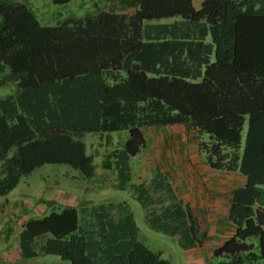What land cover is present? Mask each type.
I'll list each match as a JSON object with an SVG mask.
<instances>
[{"label":"trees","instance_id":"16d2710c","mask_svg":"<svg viewBox=\"0 0 264 264\" xmlns=\"http://www.w3.org/2000/svg\"><path fill=\"white\" fill-rule=\"evenodd\" d=\"M110 2L107 11L79 8L63 19L51 11L47 19L57 24L44 26L27 3L0 0V91L16 89L0 94V198L46 165H68L93 179L87 134L128 133L104 168L114 163L120 178H130L131 159L147 144L145 129L186 124L201 136L213 170L246 178L231 197L236 234L214 258L264 264V0H203L199 10L193 0ZM119 70L126 78L115 82ZM79 225L72 207L28 221L21 256L38 257L36 240L51 234L45 253L71 264H172L139 242L117 245L113 258L92 257Z\"/></svg>","mask_w":264,"mask_h":264},{"label":"rangeland","instance_id":"374dc122","mask_svg":"<svg viewBox=\"0 0 264 264\" xmlns=\"http://www.w3.org/2000/svg\"><path fill=\"white\" fill-rule=\"evenodd\" d=\"M36 3H33L31 9L38 20L46 25L57 24V18H45V11L47 10L48 13L50 12L49 14L52 11L63 19L70 16L72 10L80 8L82 13L88 10L91 14H95L99 10H109L111 4L110 0H77L71 7H56L49 0H36ZM96 3L100 4V9L98 6L94 7ZM82 5L83 8H81ZM128 11L129 14L132 13V10ZM54 14H52V17ZM166 22L170 23L173 21H161V23ZM10 92H13L12 87H7L2 90L1 94L5 96ZM246 132L247 126L243 133V144L245 143ZM144 133L147 144L140 156L132 159L130 178H120L116 171H109L104 168L107 161L109 163L110 159L113 161L112 156L115 150L122 148L127 140L128 133L87 134L83 140L87 144V153L94 159L98 176L91 180H84L78 171L68 165H46L31 176L23 178L18 187L8 196L0 198V264H71L59 257L44 254L37 258H23L19 252L20 249L17 247L20 246V224L17 225L15 222L8 221L5 214H10L12 206L20 203L24 205L23 208L26 210L29 220L42 219L51 213L49 207L58 194H66L68 191L73 195L76 194V189L72 186L81 187V192H79L81 203L82 196L87 190H95L94 192L98 191L99 193L97 196L92 195V202L96 203V205L100 204L99 201L112 198L113 204L118 207L123 206L129 212H132L134 216H138L141 219L139 220L141 225L139 228L145 238L144 245L152 251L162 250L166 255L168 253L167 256L162 255L163 259L171 261L172 264L201 262L199 252L202 246V244L200 245L202 236L199 226L192 224L189 227L190 231L186 227L190 235L194 236L193 239L195 243L197 242L198 248L191 253L179 254L181 250H178L177 243L173 242V237L157 230V227H152V219L149 216L153 211H160L161 221L164 220L171 224V231H174L177 238L184 237L183 227L179 225L180 218L175 215L179 209H173L172 207L171 209L174 211L168 210L169 218H165L164 213H167L168 205L171 207L174 204V199L169 192L172 189L177 195L175 204L178 202V205H175V207L183 206L186 209V214H191L187 204L189 186L187 187L184 184L183 178L188 175V172L195 174L201 171L202 167L207 164L204 159L199 160L197 157V145L201 144L202 138L195 130L189 129L186 124L148 127L144 130ZM147 156H149L148 161ZM158 166L160 171L166 173L158 175L156 173ZM159 176L160 178H158ZM62 180L68 181L63 182ZM157 182H162L163 185L158 187L156 186ZM107 186H109L106 191L108 195L104 196L103 191ZM152 201L155 202L153 203ZM7 205H10V210ZM70 207L77 209L72 205ZM63 209V206H59V211ZM78 211L81 223H85L89 213L87 211ZM174 227L177 228L175 229ZM147 232H149L148 235H146ZM76 234L80 235L78 232ZM42 243L44 244V242ZM220 261L218 260L214 264H218Z\"/></svg>","mask_w":264,"mask_h":264},{"label":"crops","instance_id":"0c3cea01","mask_svg":"<svg viewBox=\"0 0 264 264\" xmlns=\"http://www.w3.org/2000/svg\"><path fill=\"white\" fill-rule=\"evenodd\" d=\"M49 1L52 4V0ZM20 2L27 3L30 7L33 5V3L37 4L36 0H20ZM193 2L195 8L199 10L201 8L203 0H193ZM123 13L129 14V11L124 10ZM132 13L134 12L132 11ZM45 14H46L45 18L50 17L48 10L45 11ZM43 25L47 26L46 24ZM114 75L118 76V78L113 79L115 82L123 78H126V73L122 70H119ZM1 92L2 90L0 91V94ZM83 141L85 142V140ZM197 151H198L197 157L199 158V160L204 159V157L201 154L199 144L197 145ZM139 156L140 153L134 158H137ZM146 158L148 161L149 156H147ZM113 167H114V163L111 169H106V170L115 171ZM156 173L158 175H162L166 172L160 171L158 166V171ZM187 174L188 175L185 176L183 179H184V184L187 185V187L189 186L188 187L189 192L187 194L188 195L187 204L189 205V211L191 212V214L190 215H188V213L186 214V209L183 206L175 207V205H178L177 204L178 202L175 204L177 195L176 192L173 191L172 189H170L169 192L171 197L174 199L173 202L174 204L171 205V207H169L170 205H168L167 211L172 210L171 209L172 207L173 209H179V212L183 214L182 215L183 218L180 217L179 219L180 226H184L190 229L189 227H191L192 224H194L199 226L201 229L200 233L202 236V240L200 245L202 244V246L200 247L199 258H201L202 261L198 263H188V264L217 263L219 259L214 258L213 256L214 251L222 247L226 241L234 237L236 234V227L229 220L231 197L234 190L243 188L246 185V178L238 172L213 170L208 164H206V166H203L201 171H198L195 174L191 172H188ZM96 176H98L97 167H96ZM158 178H160V176ZM64 179L66 178L64 177ZM62 181L66 182L68 180H62ZM67 184L72 186L69 183ZM162 185H163L162 182L156 183V186L158 187ZM72 187L76 189L75 195L69 193V191L66 194L57 193L58 195L56 196L55 200L51 203L49 209L51 212L59 211V206H63L64 208H66L72 205L73 207L77 208V211L81 210V211H87L89 213V216L85 221V223H81L79 211H78L80 225L77 232L80 235H85L89 240L88 241L90 246L89 249L92 257L99 258V256L102 253L106 252L109 253L110 256H112L113 258L114 256H116V255L113 256L114 248L117 245L122 244L123 242L126 243L139 242L144 245L143 242L145 241V238H144V234L141 233L139 228V226H141L139 224V220L141 219L138 218V216H134L132 212H129L123 206L118 207L117 205L113 204L112 198H109L110 200L106 199L103 201H99L100 204L96 205V203L92 202V195L97 196L99 194L98 191L94 192L95 190H91V191L87 190L82 196V203H81L79 200V195H80L79 192H81V187L80 186H72ZM108 187L109 186H107L106 189L103 191L104 196L108 195V193H106ZM152 202L154 203L155 201ZM183 203L185 202L183 201ZM9 206L10 205H7V207ZM23 206H24L23 204L18 203L17 205L12 206L10 214L8 213L5 214L7 215L6 218L8 221L15 222L17 223V225L20 224L19 225L21 227L20 232L23 231V226L29 220L27 217L26 210H24ZM10 208L11 207H9V210ZM159 212L160 211H153L150 214L149 218L152 219L151 226L154 228L157 227L156 228L157 230L162 231L165 234H168L169 236H172L173 242H175V244L177 243L178 245L177 247L178 250H181L179 254L191 253L193 252V250L198 248L197 247L198 244H196L197 242L195 243V241L192 240V236L190 235V232L188 233V230L186 232L188 234V239L185 238L187 240L186 241L185 239H183V237L177 238L174 234V231L168 230L165 232L159 229L160 225H164V224L167 226L171 225L167 221L164 220L161 221V216ZM148 234L149 232H147L146 235ZM51 238L52 235L47 234L44 237L43 236L39 237L36 240L35 250L38 254V257H40L42 254L47 255L45 253V243H46L45 241ZM190 241L193 243V244L191 243L192 245H189ZM42 242H44V244ZM17 247L20 249V246ZM19 252L21 253V249L19 250ZM156 253L161 254V256L163 254L165 256L168 255V253L166 255V253L163 252L162 250L156 251ZM49 256H55V255H49ZM55 257H59V256H55Z\"/></svg>","mask_w":264,"mask_h":264}]
</instances>
